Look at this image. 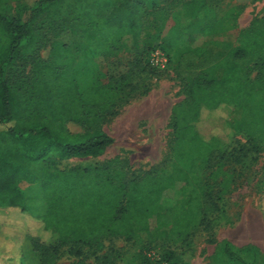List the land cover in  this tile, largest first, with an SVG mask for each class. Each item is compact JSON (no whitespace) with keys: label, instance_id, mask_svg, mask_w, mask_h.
I'll use <instances>...</instances> for the list:
<instances>
[{"label":"trees","instance_id":"trees-1","mask_svg":"<svg viewBox=\"0 0 264 264\" xmlns=\"http://www.w3.org/2000/svg\"><path fill=\"white\" fill-rule=\"evenodd\" d=\"M65 2L39 0L27 21L20 23L7 17L4 0H0V216L19 214L25 218L28 215L43 226L40 235L50 241L32 238L41 250L43 264H56L55 256L69 244L74 249L78 247L76 254L81 256L82 247L94 248L105 235H125L132 240L141 231L152 235L170 225L172 235L180 238L189 235L192 228L205 224L210 212L219 210L212 188L222 184L218 174L223 163L206 179L188 173L190 164L198 160L201 169L210 167L208 159L194 158L171 174L153 176V181L147 174L150 180L146 184L137 181V177L131 182L114 184L111 170L115 161L83 172L57 170L54 162L98 158L113 145L114 139L102 128L108 117L119 115L114 111L117 105L113 97L120 93L125 99L131 98L137 91L136 86H131L126 93L130 86L126 76L144 74L148 68L159 71L149 62L155 48L166 53L169 65L174 62L182 77L190 78L185 86L186 102L174 111L173 128L179 145L200 150L222 142L224 139L217 135L205 138L197 123L204 110L218 113L226 108L229 117L222 124V130L228 129L231 139L243 132L252 144L251 149L242 146L241 158L233 160L240 163L248 152L264 151V23L235 35L232 29L224 27L226 21L235 19L237 5L232 0H189L182 5L184 21L175 17L168 25V36L159 45L137 39L136 33L142 24L132 13L121 17L115 31L85 29L81 38L90 43L94 53H101V69L106 66L108 69L104 85H92L82 91L78 84L79 70L74 65L77 57L72 53L71 44L56 40L51 63L37 57L42 36L35 27L36 22L43 14L63 8ZM157 3L155 0L151 6ZM79 19H66V22L75 25ZM57 24L53 21V36L59 37L62 32L55 35V31L63 25L57 27ZM72 32L76 36L77 29ZM182 41L186 46L174 58ZM119 43L130 50L128 57L116 54ZM20 53H29L33 65L41 62L48 71L42 77L36 73L13 81L11 68ZM68 58L72 63L65 65L63 60ZM57 59L61 62L56 63ZM251 63L259 67L254 80L250 78L248 64ZM41 81H44L42 85ZM32 85H36L34 89L30 88ZM63 95L71 107L60 103ZM67 121L83 125L86 131L72 133L66 127ZM183 157L180 156V161ZM221 158L227 157L223 154ZM211 178L215 182L210 183ZM22 183L40 185L56 195L45 214L31 215L20 187ZM190 187H195L191 189L194 196H188L167 213L154 216L152 208L157 203ZM225 247L229 258L240 264H257L242 255L249 253L250 248H238L228 241ZM7 251L8 254L1 252L0 256L8 259V264L22 258L21 253L10 248ZM96 264H109L108 256L98 258Z\"/></svg>","mask_w":264,"mask_h":264},{"label":"rangeland","instance_id":"rangeland-1","mask_svg":"<svg viewBox=\"0 0 264 264\" xmlns=\"http://www.w3.org/2000/svg\"><path fill=\"white\" fill-rule=\"evenodd\" d=\"M38 1L4 0L3 5L9 19L23 23L27 21ZM109 1L66 0L63 8L53 10L51 14H43L35 24L42 36V47L37 53L40 60L53 62L52 48L56 40L67 41L72 45V53L77 57L74 65L79 70L78 84L82 91L92 85H104L105 72L108 69V66L101 69V53H94L90 43L81 38L85 29L92 32L97 29L115 31L121 17L132 13L142 24L136 33L137 39L141 42L151 40L152 46L159 45L168 36V25L175 17L184 21L182 5L189 0H156L158 3L155 7L151 6L155 0L146 3L144 0ZM232 2L237 5L235 19L226 21L224 27L232 29L233 34L238 35L264 23V0ZM79 17L75 25L73 22H66V19ZM91 20H94L92 25ZM53 21L58 23L57 27L63 25L62 29L57 28L55 31V35L62 32L59 37L53 36ZM81 23L83 24L80 27ZM72 29H77L76 36ZM178 45L174 58L186 46L184 41ZM123 46V43L118 44L116 54L128 57L130 50ZM63 61L65 65L72 63L71 58ZM57 62L61 60L57 59ZM248 66L251 67L250 78L254 80L259 67L253 63ZM125 69L126 67L120 71ZM47 71L48 68L43 69L41 62L33 65L29 53H20L12 65L10 77L13 81H18L23 76H34L36 73L42 77ZM189 80V77H182L178 73L174 62L170 63L167 71L155 72L148 68L144 74L126 76V83L130 84L126 93L131 86H136L137 91L131 98L126 99L120 93H115L113 100L117 106L114 111L117 110L119 115L108 117L102 124L103 130L114 139L113 145L101 157L55 160L54 166L60 171L83 172L93 171L115 161L111 170L114 184L131 182L136 177L137 181L146 184L150 180L147 174L151 175L152 180L153 176L159 178L177 171L181 165L184 167V163L194 158L208 159L209 168L201 169V161L198 160L195 164H190L187 171L191 176L206 179L211 172L217 171L219 163L224 164L218 174L222 184H215L212 188L219 210L210 212L205 224L192 228L191 233L182 238L172 235L171 225L158 229L152 235L141 231L132 240H128L125 235H105L94 248L82 247L81 256L76 254L78 247L75 246L74 249L70 244L63 246L55 256L56 264H96L97 259L104 255L108 256L109 264H240L229 258L225 242L236 246L234 242L244 236L259 234L258 227L263 225L264 151L248 152L249 155L240 163L233 160L241 158L242 146L251 149L252 144L248 143L243 132L237 133L231 139L228 129L222 130V124L229 117V110L226 108L218 113L204 110L197 123L205 138L217 135L224 139L222 142L200 150L189 145H179L173 128L174 111L178 105L186 102L185 86ZM42 82L44 81H41V85ZM35 86L30 88L34 89ZM60 103L71 107L66 95L61 97ZM66 127L72 133L86 131V127L73 121H67ZM223 154L226 155V160H221ZM183 155V160L180 161L179 158ZM90 179L91 177L87 181ZM209 180L210 183L215 182V178ZM20 187L28 200V208L33 217L45 214L49 204L56 198L55 194L43 190L40 185L22 183ZM191 189L195 187H190L184 193L178 191L175 196L171 194L170 199L161 200L152 208L154 216L167 213L171 207H177L188 196H194ZM19 216L23 217L19 214L0 216V248L3 254L9 248L16 251L15 253H21L22 258L17 262L12 261L14 264H43L41 250L32 238L50 240L40 235L43 226L38 221L35 222L28 215L21 219ZM259 220L261 221L258 222ZM254 254L255 252L250 251L242 255L250 262L264 264V260L254 258ZM7 260L0 256V264H8Z\"/></svg>","mask_w":264,"mask_h":264},{"label":"crops","instance_id":"crops-1","mask_svg":"<svg viewBox=\"0 0 264 264\" xmlns=\"http://www.w3.org/2000/svg\"><path fill=\"white\" fill-rule=\"evenodd\" d=\"M262 224L259 228V234L254 233V235H247L244 238L234 242L238 248H250L252 252H255L253 255L254 258L264 260V211H262ZM259 220L258 222H260ZM261 230V231H260ZM262 234V235H261ZM3 250L1 249L0 253ZM3 254V253H2ZM4 254H8V251H4ZM260 264V262L258 263ZM263 264V263H262Z\"/></svg>","mask_w":264,"mask_h":264},{"label":"built area","instance_id":"built-area-1","mask_svg":"<svg viewBox=\"0 0 264 264\" xmlns=\"http://www.w3.org/2000/svg\"><path fill=\"white\" fill-rule=\"evenodd\" d=\"M150 65L159 71L169 70V58L161 48H155L149 56Z\"/></svg>","mask_w":264,"mask_h":264}]
</instances>
